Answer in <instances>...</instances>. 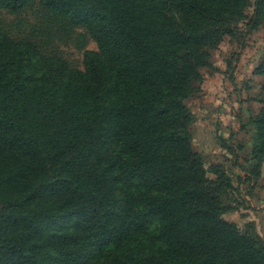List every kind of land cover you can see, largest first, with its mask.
<instances>
[{
  "label": "trees",
  "instance_id": "16d2710c",
  "mask_svg": "<svg viewBox=\"0 0 264 264\" xmlns=\"http://www.w3.org/2000/svg\"><path fill=\"white\" fill-rule=\"evenodd\" d=\"M38 2L86 29L83 68L0 30V264H264V238L223 218L185 104L209 51L264 20V0ZM252 172L264 160V54Z\"/></svg>",
  "mask_w": 264,
  "mask_h": 264
},
{
  "label": "rangeland",
  "instance_id": "374dc122",
  "mask_svg": "<svg viewBox=\"0 0 264 264\" xmlns=\"http://www.w3.org/2000/svg\"><path fill=\"white\" fill-rule=\"evenodd\" d=\"M246 19L237 24V36H224L209 51V65L200 69L201 80L185 100L192 113L190 131L193 149L203 159L207 176L213 167L231 181L224 202L232 208L223 218L243 229L248 223L264 238V160L252 172L254 127L258 114L263 76L256 72L264 54V20L257 27ZM0 30L13 39H29L43 52L57 55L70 65L83 68V54L96 44L85 28L69 24L38 2L17 12L0 10Z\"/></svg>",
  "mask_w": 264,
  "mask_h": 264
}]
</instances>
